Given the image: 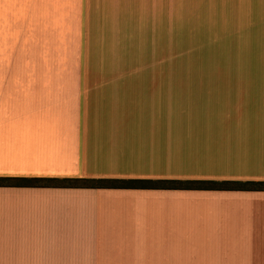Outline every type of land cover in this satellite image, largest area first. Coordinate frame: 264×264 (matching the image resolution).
<instances>
[{"label":"crops","instance_id":"obj_1","mask_svg":"<svg viewBox=\"0 0 264 264\" xmlns=\"http://www.w3.org/2000/svg\"><path fill=\"white\" fill-rule=\"evenodd\" d=\"M170 5L0 0V264H264V190L123 185L264 182L252 99L176 148Z\"/></svg>","mask_w":264,"mask_h":264},{"label":"rangeland","instance_id":"obj_2","mask_svg":"<svg viewBox=\"0 0 264 264\" xmlns=\"http://www.w3.org/2000/svg\"><path fill=\"white\" fill-rule=\"evenodd\" d=\"M171 13L178 51L162 54V75L177 79L173 119L170 113L168 120L178 125V149L188 141H211L189 133L192 125L234 123L247 116L242 111L251 99L257 111L264 109L257 91L264 86L249 80L264 78V0H173ZM165 27L164 22V34Z\"/></svg>","mask_w":264,"mask_h":264},{"label":"trees","instance_id":"obj_3","mask_svg":"<svg viewBox=\"0 0 264 264\" xmlns=\"http://www.w3.org/2000/svg\"><path fill=\"white\" fill-rule=\"evenodd\" d=\"M124 187H187L200 189H239V190H264V182L261 181H223V180H141L131 179L123 181Z\"/></svg>","mask_w":264,"mask_h":264}]
</instances>
